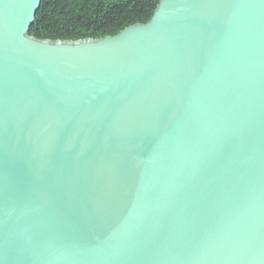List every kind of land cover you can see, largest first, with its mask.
<instances>
[{"label": "water", "instance_id": "95a60500", "mask_svg": "<svg viewBox=\"0 0 264 264\" xmlns=\"http://www.w3.org/2000/svg\"><path fill=\"white\" fill-rule=\"evenodd\" d=\"M0 0V264H264V0H161L96 41Z\"/></svg>", "mask_w": 264, "mask_h": 264}, {"label": "trees", "instance_id": "16d2710c", "mask_svg": "<svg viewBox=\"0 0 264 264\" xmlns=\"http://www.w3.org/2000/svg\"><path fill=\"white\" fill-rule=\"evenodd\" d=\"M161 0H41L29 37L38 41L79 42L115 37L146 24Z\"/></svg>", "mask_w": 264, "mask_h": 264}]
</instances>
